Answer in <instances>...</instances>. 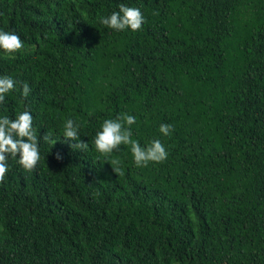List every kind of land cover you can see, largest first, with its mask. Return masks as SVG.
<instances>
[{"label":"trees","instance_id":"1","mask_svg":"<svg viewBox=\"0 0 264 264\" xmlns=\"http://www.w3.org/2000/svg\"><path fill=\"white\" fill-rule=\"evenodd\" d=\"M122 4L142 30L99 24ZM0 29L25 45L0 56V115L31 111L41 151L0 181V264H264V0H0ZM123 114L165 161L95 151Z\"/></svg>","mask_w":264,"mask_h":264},{"label":"clouds","instance_id":"2","mask_svg":"<svg viewBox=\"0 0 264 264\" xmlns=\"http://www.w3.org/2000/svg\"><path fill=\"white\" fill-rule=\"evenodd\" d=\"M99 24L112 30L121 32L142 30L146 22L139 7L121 5L119 11H113L110 15L98 17ZM24 42L14 32L0 29V56H14L21 53ZM17 81L11 76H0V105L14 91ZM31 93L28 83L22 87L21 96L26 100ZM137 123L136 117L123 114L116 119H105L91 141L95 151L101 156H110L119 150L120 146H129L137 167H147L150 163H161L167 159L168 153L164 144L159 139L142 146L138 140L132 139V126ZM80 124L72 118H67L63 125L62 137L67 141H75V148L87 149L88 143L80 139ZM159 132L167 137L172 133V126L162 124ZM34 127V118L31 111L25 109L18 111L15 119L8 115H0V181L4 180L9 171V160L16 159L17 163L25 170L32 171L41 161L40 135ZM61 137V136H60ZM59 138H53L48 132L45 142L55 145ZM116 171V169H115Z\"/></svg>","mask_w":264,"mask_h":264}]
</instances>
